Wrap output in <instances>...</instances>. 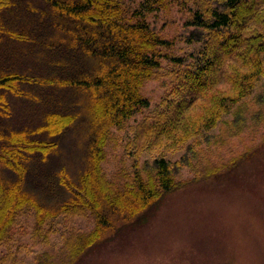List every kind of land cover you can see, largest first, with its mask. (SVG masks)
<instances>
[{"label": "rangeland", "instance_id": "1", "mask_svg": "<svg viewBox=\"0 0 264 264\" xmlns=\"http://www.w3.org/2000/svg\"><path fill=\"white\" fill-rule=\"evenodd\" d=\"M11 1L17 2V6ZM142 1L122 0L125 15L129 16ZM7 3L18 11L20 18L22 15V19L16 18L20 21L13 24L6 19L12 16L5 15L8 13L4 8L0 10V75L19 70L25 75L30 73L27 76L37 80L42 79L44 86L31 89L33 87L27 84H20L19 88L24 90L21 96L5 93L6 101L0 95V130L6 131V135L36 130L45 124L50 105L77 113V118L62 132L57 147L46 159L29 156L25 161L23 189L33 193L44 206L55 209L70 194L55 182L52 184L53 174L63 169L71 181L78 182L89 163L87 133H91L93 126L88 113L89 101L86 94L45 85L52 82H47L43 74L51 67L50 58L55 59L53 51L48 52L50 44L57 47L59 41H54L46 25L36 28V24L44 25L45 21L33 24L36 30L31 29L32 17L28 15L35 8L39 15L40 12L49 13L46 0H7ZM28 7L31 13L25 15ZM44 15L38 18L45 20L47 16ZM185 15L187 13L180 10L177 2L167 0L162 10L146 16L159 34L173 40V53L177 55L198 48L195 43L183 41ZM13 26H18L27 37L16 42L6 37L16 30ZM62 41L65 43L66 39ZM171 67L163 60L161 77L154 76L142 85L141 95L148 99V108L130 117L121 129L110 127L100 166L105 179L113 182L115 190L120 192L128 179L140 176L145 180L152 158L163 157L171 162L176 172L177 186L163 192L134 215L114 219L112 228L106 229L95 243L67 264H264V56L263 74L251 92L237 103L238 109L234 104L215 117L213 126L212 123L205 128L206 120L213 116L210 107L220 98L211 97L210 92L187 112L188 127L193 132L197 130L196 138L191 137L172 149L158 148L140 153L135 161L130 154L135 126L161 108V101L173 84L172 74L168 75ZM54 79L51 77L52 81ZM222 90L229 91L227 83L214 87V91ZM37 94L40 97L45 94L50 99L43 101ZM57 96L62 97L51 99ZM138 141L141 142V138ZM210 166L215 173L208 177L202 175L200 171ZM136 172L139 175L136 176ZM0 176L5 182L15 179L2 167ZM49 182L54 186V195H51L52 188L47 186ZM46 187L48 194L43 190ZM105 214L111 218L112 213L106 210ZM95 222L92 211L75 216L60 213L46 219L37 229L34 209H24L15 219L8 245L0 247V255L6 256L3 264H35V258L43 251L49 252L47 257L50 253L54 255L50 257L53 263L61 249L68 251L63 244L71 233L85 234Z\"/></svg>", "mask_w": 264, "mask_h": 264}, {"label": "trees", "instance_id": "2", "mask_svg": "<svg viewBox=\"0 0 264 264\" xmlns=\"http://www.w3.org/2000/svg\"><path fill=\"white\" fill-rule=\"evenodd\" d=\"M171 1L177 2L180 10L187 13L182 37L187 44H197L196 51L182 55L173 53V40L159 34L146 19L148 14L162 10L167 0H143L129 16L124 13L122 0H46L49 13L40 12L42 17L47 16L45 20L38 18L37 8L28 15L32 17L31 29L36 23L45 21L44 25L36 24V28L42 29L46 25L54 41H59L57 47L50 44L48 52L53 51L55 59L48 57L51 67L46 68L43 78L46 75L47 82L52 83L45 85L62 87L88 97V113L91 126L93 124L91 133H87L89 163L78 182L71 181L63 169L53 174L52 184L55 182L58 187H63L70 196L52 209L23 189L25 161L29 156L46 159L57 147L59 136L77 118L76 111L50 105L45 124L38 129L9 135L0 130L3 142L0 167L15 176L13 181L7 182L0 176V247L8 245L15 219L24 209H34L37 229L46 219L60 213L75 216L92 211L95 226L85 234L71 233L63 244L68 251L61 249L53 263L50 257L54 255H46L49 252L43 251L35 258V264H67L95 243L106 229L112 228L116 220L134 215L163 192L177 186L176 172L171 162L163 157L152 158L145 180L136 172L137 177L128 179L120 192L115 190L113 182L105 179L100 166L110 127L121 129L130 117L149 107L148 99L141 95V87L148 79L161 77L163 60L172 65L167 74H172L173 84L161 101V108L135 126L136 134L130 143V154L135 161L140 153L158 148L172 149L191 137L196 138L197 130L193 132L188 127L187 112L210 92L211 97L220 98L210 107L213 116L206 120L205 128L212 123L213 126L215 117L234 104L238 109L237 103L251 92L263 74L264 0ZM11 4L17 6L15 1ZM13 6L5 0L0 3V10L4 8L8 13L5 15L12 16L6 19L15 24L22 15L20 18ZM28 10L29 7L25 15L31 13ZM18 17L20 20L16 19ZM13 27L16 30L6 37L14 38L15 42L27 37L18 26ZM62 38L66 39L65 43ZM27 75L19 70L0 75V89H3L0 95L3 98L5 93L21 96L24 90L19 88L20 84H27L33 87L31 89L43 88L42 79ZM51 77H55L54 81ZM222 82L228 84L229 91H214V87ZM40 95V98H34L50 99L45 94ZM204 123L203 120L202 125ZM140 138L141 142L138 141ZM188 166L192 170V166ZM200 172L208 177L215 170L210 166ZM52 184L49 182L47 186L52 188L50 192L54 195ZM49 188L43 190L47 193ZM106 210L112 213L111 218L105 214ZM5 261L6 256L0 255V264Z\"/></svg>", "mask_w": 264, "mask_h": 264}]
</instances>
